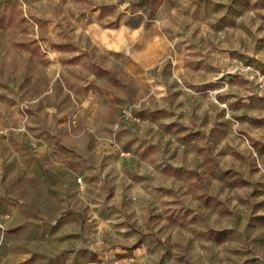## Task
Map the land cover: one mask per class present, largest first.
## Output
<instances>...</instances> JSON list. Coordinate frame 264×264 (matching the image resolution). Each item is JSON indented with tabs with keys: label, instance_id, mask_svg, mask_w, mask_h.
Wrapping results in <instances>:
<instances>
[{
	"label": "rangeland",
	"instance_id": "374dc122",
	"mask_svg": "<svg viewBox=\"0 0 264 264\" xmlns=\"http://www.w3.org/2000/svg\"><path fill=\"white\" fill-rule=\"evenodd\" d=\"M0 264H264V0H0Z\"/></svg>",
	"mask_w": 264,
	"mask_h": 264
},
{
	"label": "built area",
	"instance_id": "2783aa9c",
	"mask_svg": "<svg viewBox=\"0 0 264 264\" xmlns=\"http://www.w3.org/2000/svg\"><path fill=\"white\" fill-rule=\"evenodd\" d=\"M125 114H126L127 116H129V115H130V112L125 111ZM76 181H77L78 184H81V183H82V177H81V176H78V177L76 178Z\"/></svg>",
	"mask_w": 264,
	"mask_h": 264
}]
</instances>
